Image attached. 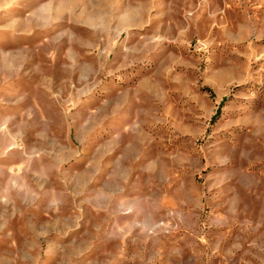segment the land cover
Listing matches in <instances>:
<instances>
[{"label": "rangeland", "instance_id": "374dc122", "mask_svg": "<svg viewBox=\"0 0 264 264\" xmlns=\"http://www.w3.org/2000/svg\"><path fill=\"white\" fill-rule=\"evenodd\" d=\"M0 264H264V0H0Z\"/></svg>", "mask_w": 264, "mask_h": 264}]
</instances>
